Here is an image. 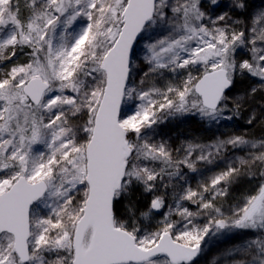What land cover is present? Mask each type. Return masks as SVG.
Instances as JSON below:
<instances>
[{
    "label": "snow or ice",
    "instance_id": "obj_1",
    "mask_svg": "<svg viewBox=\"0 0 264 264\" xmlns=\"http://www.w3.org/2000/svg\"><path fill=\"white\" fill-rule=\"evenodd\" d=\"M245 111L264 127L249 0H0V264H264V136L159 131Z\"/></svg>",
    "mask_w": 264,
    "mask_h": 264
},
{
    "label": "trees",
    "instance_id": "obj_2",
    "mask_svg": "<svg viewBox=\"0 0 264 264\" xmlns=\"http://www.w3.org/2000/svg\"><path fill=\"white\" fill-rule=\"evenodd\" d=\"M249 2L253 5L255 10H260L261 8H264V1L249 0ZM245 87H247V85ZM236 90L239 91L241 89L237 88ZM247 116H248V112L247 111L243 112L238 120L227 122L225 125L219 127L218 130L210 132V135H208L209 131L207 129V123L199 121V120L191 119L185 123H179L175 126L166 125L165 127H163L161 136H164L165 138H169L174 148L179 147L181 142L184 139L192 138V137L197 138L202 143H208L215 136L222 135V134L227 135L233 132H235L236 134L246 133L250 137L264 136V127H261L260 125H256L255 127H252L246 124ZM199 167L202 170L201 165H199ZM220 167H223V164ZM218 170L219 169L216 167L213 172L218 171ZM184 172L187 175L188 183L192 186V188L195 189L199 183L198 178H195L196 173H192L188 171L187 169H184ZM209 176L210 175H208V177ZM180 183L182 184L183 181H181ZM233 198H234V195H230V197L228 198V201H233ZM188 205L190 204H187L186 202V206ZM191 207L195 208L194 205H191Z\"/></svg>",
    "mask_w": 264,
    "mask_h": 264
},
{
    "label": "rangeland",
    "instance_id": "obj_3",
    "mask_svg": "<svg viewBox=\"0 0 264 264\" xmlns=\"http://www.w3.org/2000/svg\"><path fill=\"white\" fill-rule=\"evenodd\" d=\"M264 1V0H261ZM247 84L241 86V85H237L238 89H241L242 87H245ZM191 119L194 120H198V118H192V117H184V118H180V119H170L168 120L166 123L162 124L160 126V133L163 131V127H165L166 125L169 126H175L179 123H185ZM223 126V125H222ZM221 126H217V125H210L207 123V129L209 131L208 135H210V132H213L215 130H218V128ZM159 138V137H158ZM215 137H213L214 139ZM210 142V141H209ZM223 163L220 164V166H222ZM202 170L200 172H197L195 175V178H198L199 182L202 180H206L208 178V175H211L214 171V169L217 167L216 165H210V166H203L201 165ZM252 185L248 184L247 182H243L237 186L234 187V189L232 190L231 195H234L233 201H228L225 203V208H227L228 204H232L235 203V201L237 199H239V197L246 193L247 191H249L251 189ZM193 211H194V207L192 208L191 205H188ZM196 210V209H195ZM230 241H224V242H220L217 243L214 247H212L211 249L207 250L206 255L203 259H201L200 264H208V261L212 260L213 257L218 256L219 253L227 246V244H229Z\"/></svg>",
    "mask_w": 264,
    "mask_h": 264
}]
</instances>
